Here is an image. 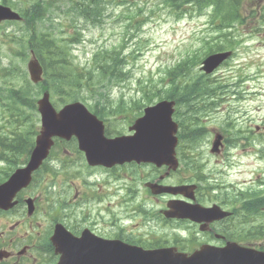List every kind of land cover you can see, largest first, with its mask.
<instances>
[{
  "label": "rangeland",
  "instance_id": "374dc122",
  "mask_svg": "<svg viewBox=\"0 0 264 264\" xmlns=\"http://www.w3.org/2000/svg\"><path fill=\"white\" fill-rule=\"evenodd\" d=\"M20 1L23 3L21 6L28 7L35 0ZM120 1L124 0L106 6L101 23L98 24L84 18L75 24L70 14H65L66 17L42 20L34 26L26 23L1 26L0 85L9 88L14 85L23 89L16 96L9 88L1 89L0 97L13 101L15 96V103L27 106L28 110H20L22 116L27 111L32 116L29 118L35 121L33 103L43 95L45 84L35 87L22 82L24 79L28 82L29 78L27 64L30 49L27 36L32 30L40 31L41 27L55 30L61 39L66 40L68 55L75 62L71 63V77L80 73L76 63L88 68L85 73H90L94 81L86 92L91 98L89 106L94 108L95 103H100L101 106L105 104L122 109L116 115L114 112L108 114L113 133L129 132L132 121L142 111L139 108L165 99L164 96L161 100L155 98L151 102L144 97L148 94V87L155 86L160 90L162 85H168L169 69L190 59L193 62L175 83L177 88L173 96L179 100L185 94L184 99L192 101L190 105L196 109L180 103L176 106V121L185 126L182 134L186 131L189 135L198 128L200 130L192 139L179 145L181 168L164 182L174 184L188 178L189 182L197 183L201 186L197 196L200 203L219 201L225 193H229L239 203L248 201L249 206L241 213L244 231L254 226L264 230V19L261 17L264 0H248L244 8L245 22L233 24L231 29L222 32L217 31L220 24L216 26L211 12L196 11L192 2L185 3L175 13L161 4L160 0H126L125 4L117 5L116 2ZM196 2L203 6L205 0ZM217 43H224L223 47L234 54L213 76L204 77L202 84L206 89L205 95L197 93L188 96L187 83H195L203 76L201 63L206 56L214 53L212 49L219 47ZM115 49L123 58L121 69L125 73V80L109 82L102 78L101 85H97L99 74L90 70L95 64V54L103 53L99 62ZM180 74L181 71H178L177 75ZM47 86L53 89L54 100L60 104L59 98L63 94L60 86L52 79ZM212 89L213 94L206 95ZM14 107L20 109L18 105ZM195 110L198 113L195 114ZM10 114H14L13 105L1 106L0 103V129H3L4 135H10L8 129L14 128V118H10ZM18 121L21 123L23 118ZM214 132L224 135L225 147L221 154L211 153ZM68 149L73 172L66 170L67 165L56 175L54 167L61 168L64 160L68 159L65 156H59V160L48 164L46 170L51 172V182L56 185L53 188V200L60 194L67 197L68 202L73 201L72 195L78 197L68 212L71 213V219L78 222L79 228L90 227L109 233L113 230L111 224L116 223L118 227L113 234L117 230L118 233H136L143 238L142 230L131 229V225L140 220L147 224L144 230L158 238L166 240L169 236H175L182 240V245L189 242L193 229H188L186 224L177 225L172 223L174 221L160 217L159 221L154 219L158 213L157 201L145 187V182L153 181L165 169L158 170L150 164H130L112 170L92 168L83 164L81 156L73 148ZM94 170L98 174L94 175L92 181L95 179L100 188L95 190L94 187V191L89 192L86 184L80 185V182L88 172L95 174ZM91 174L87 177H91ZM64 177H68L67 180ZM49 186L47 181L42 185L44 189ZM27 193L32 197L40 195L42 201L45 197L36 185ZM160 201L164 200L160 198ZM115 204L120 205L118 208L113 207ZM145 210L148 214H145ZM8 220L7 217H0V230Z\"/></svg>",
  "mask_w": 264,
  "mask_h": 264
},
{
  "label": "water",
  "instance_id": "95a60500",
  "mask_svg": "<svg viewBox=\"0 0 264 264\" xmlns=\"http://www.w3.org/2000/svg\"><path fill=\"white\" fill-rule=\"evenodd\" d=\"M0 12H4L0 20L19 19L18 15L7 8L0 7ZM230 55L231 53L212 55L204 60L202 69L210 74ZM29 71L34 82L41 80L42 68L36 59L29 63ZM172 106V103L162 102L148 108L145 116L138 120L134 126L137 134L133 138L103 141L100 123L94 116L88 114L80 103L68 105L60 113H57L50 103L49 94L45 93L43 99L39 101L43 130L38 137L37 147L28 167L18 171L9 184L0 188V206H5L1 200L6 193L8 194L7 199L11 200L14 194L13 187L15 190H19L22 186L27 185L32 172L40 166L47 156L52 145V137L56 135L67 138L76 135L80 143L88 150L87 158L92 165L112 166L124 161L144 160L159 165L168 164L176 169L177 163L174 155L177 138L174 135L177 132V125L172 122ZM221 139V136H217L213 145V152L218 151ZM155 187L157 186L153 188ZM159 189V192H186V188ZM185 195L191 196L188 192ZM171 209L168 216L189 218L199 223L223 219L228 215L221 212L217 207L202 209L200 206H190L182 209L179 204L175 203ZM52 240L57 249V254L61 255L58 264H159L156 261L157 255L152 252L123 246L116 242H103L89 232H86L82 238H76L61 228L56 230ZM233 250L231 252H228L229 250L219 252L215 249L206 250L198 253L195 257L193 256L194 258L185 257V264H264L263 254L260 255L244 248ZM227 252L232 260L219 259L221 256L224 258ZM205 258L212 259L204 261Z\"/></svg>",
  "mask_w": 264,
  "mask_h": 264
},
{
  "label": "flooded vegetation",
  "instance_id": "af4514ba",
  "mask_svg": "<svg viewBox=\"0 0 264 264\" xmlns=\"http://www.w3.org/2000/svg\"><path fill=\"white\" fill-rule=\"evenodd\" d=\"M225 147V139L223 141V149L219 154L222 153ZM166 170V168H165ZM161 173L153 182H158L167 186H179L192 183L197 186L196 189V201H198L197 196L199 193L200 185L194 182H189L188 178L182 182L177 183H165L164 181L169 178L170 174L163 181L161 180ZM146 183V182H145ZM225 189V188H224ZM213 189H211L212 191ZM210 191V193H211ZM151 196L157 201L158 213L154 217L158 221L160 218L166 219L162 213L167 209V205L172 199H181L183 197L173 198L171 195H153ZM168 196V198H165ZM160 198L164 201H160ZM238 198V196H237ZM247 203V204H246ZM203 206L209 207L215 204L219 205L223 210L230 212V216L222 220L214 221L212 223H196L190 220H180V219H170L167 221H174L172 223L186 224L188 229H193V234L189 238V242L182 245L181 239L175 236H169L166 240L164 238H158L156 235L149 231H145L144 227L147 226L146 223L142 221H136L135 224L131 225L133 231L142 230L144 234L143 238L137 236L136 233H118L114 230L118 227L116 223H112L111 226L113 230L106 233L102 230H98L96 233L105 238L118 239L126 244L138 246L146 250H156L159 248H176L178 252H184L188 254L195 253L201 250L204 246H212L215 248H224L229 244H236L241 246L256 247L258 250L264 251V232L260 234L259 227H253L251 230L244 231V222L241 217V213H244L249 206L248 201H243L241 203L233 199L229 193H225L224 198L219 201H214L212 203H201ZM120 204H115L113 207H117ZM35 206L37 212V199L35 198ZM35 212V213H36ZM145 214L148 212L145 210ZM132 215V214H131ZM150 215H148L149 217ZM136 217V216H134ZM160 217V218H159ZM56 223H54L55 226ZM54 226L52 223L43 227V225L35 221L31 217H27L25 220H20L14 228L22 229V233L17 232V237L11 239L9 245L3 246V242H0V249H7L11 255L7 260L1 262L0 264H56V257L54 246L51 243V236L53 234ZM205 229V230H203ZM3 236V235H1Z\"/></svg>",
  "mask_w": 264,
  "mask_h": 264
},
{
  "label": "trees",
  "instance_id": "16d2710c",
  "mask_svg": "<svg viewBox=\"0 0 264 264\" xmlns=\"http://www.w3.org/2000/svg\"><path fill=\"white\" fill-rule=\"evenodd\" d=\"M8 5L12 6L15 5L14 0H5ZM105 0H81L82 3L90 6L84 17L89 21L92 22L94 18L98 19L103 11L102 3ZM161 4H164L167 8H170L173 12H178L180 7H182L185 3H194L197 6H199V2H196V0H160ZM205 2H213V5L215 6V12L217 13V18L220 22L221 28H230V26L233 25L234 21L236 22H242L243 20V14H242V5L244 3V0H205ZM82 7V6H80ZM197 8V7H196ZM36 10V9H35ZM21 14L23 15V18L25 19V23L28 24V26L31 24L30 22L36 21V17L33 15L32 11L28 8H21ZM139 29V28H138ZM34 33V36H33ZM48 33V32H47ZM227 36V34L225 35ZM31 37V38H30ZM232 39V38H230ZM27 46L34 50L36 55L39 57L40 61L42 62L44 68H45V74L46 77L49 79H53L56 85L62 87L64 89L65 98L66 99H76L78 97V93L75 91L79 86L83 87L84 79L86 77V73L82 74V69H80V75H77L75 77L72 76V70H71V62L69 61V55L68 52L65 51V49L61 46L62 44L59 42V40L53 35V33L44 34L41 33V31L32 30L29 33V38L26 39ZM228 42V40H226ZM216 42V40H215ZM226 43V42H225ZM219 46L217 49H212L211 51H218L223 50L224 43H217L216 46ZM67 46L68 45H64ZM98 56V55H97ZM107 58H109L110 63H112L111 67H106V63L103 64V73L104 74H110L112 79H117L121 76L122 71L119 68V62L120 59L117 57L116 53H111ZM193 61L190 59L184 60L181 62V64L177 67L181 70V74L183 75L188 70V67L191 65ZM101 67V66H100ZM179 71V70H178ZM178 71H173L170 73V77L173 78V82L175 84L176 82V76ZM121 78V77H120ZM203 81L201 78L197 79V82L188 85V89L191 91H187V95L193 96L197 93L205 95V87L204 84H202ZM31 85V84H30ZM69 90V91H67ZM213 93V89L210 91V94ZM208 94V92H207ZM206 94V95H207ZM151 97L149 99L152 100L153 95H150ZM186 95L184 94L181 99H179V102H187L189 100L184 99Z\"/></svg>",
  "mask_w": 264,
  "mask_h": 264
}]
</instances>
